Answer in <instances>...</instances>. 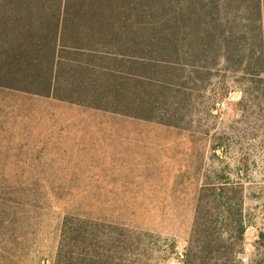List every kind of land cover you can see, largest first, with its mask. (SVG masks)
<instances>
[{
	"label": "rangeland",
	"instance_id": "rangeland-1",
	"mask_svg": "<svg viewBox=\"0 0 264 264\" xmlns=\"http://www.w3.org/2000/svg\"><path fill=\"white\" fill-rule=\"evenodd\" d=\"M223 65L157 105L163 123L0 89V264H61L66 216L104 226L86 255L98 264H183L207 186L205 203L242 204L243 239L237 222L210 224L230 251L220 264H264V98Z\"/></svg>",
	"mask_w": 264,
	"mask_h": 264
},
{
	"label": "trees",
	"instance_id": "trees-1",
	"mask_svg": "<svg viewBox=\"0 0 264 264\" xmlns=\"http://www.w3.org/2000/svg\"><path fill=\"white\" fill-rule=\"evenodd\" d=\"M220 60L222 69L249 77L252 92L264 98V0H0V89L48 96L64 86L72 100L90 93L92 101L112 90L127 98L131 114L163 123L157 105L185 102L189 82ZM207 187L195 207L196 245L190 239L183 264L226 260L230 251L210 227L214 221L239 223L243 239L241 201L233 206L214 193L205 203L204 191L213 190ZM103 227L66 216L61 264L70 255V264H98L86 255L100 245ZM73 249L82 250L74 256Z\"/></svg>",
	"mask_w": 264,
	"mask_h": 264
},
{
	"label": "crops",
	"instance_id": "crops-1",
	"mask_svg": "<svg viewBox=\"0 0 264 264\" xmlns=\"http://www.w3.org/2000/svg\"><path fill=\"white\" fill-rule=\"evenodd\" d=\"M32 95L47 98L50 101V104H52L54 110H58V108L71 110L73 108L82 112H91L95 114V116L98 115L99 117L104 116L105 114L107 116H116L117 118L147 120L131 114L129 111H132L133 107L129 106L127 98L119 100L112 90H108L104 95L100 94L99 96H95L96 100L93 101L90 99V93H88L86 97L72 100L71 96L69 95V91L66 90L64 86L61 87L58 95H54L53 93L49 94L48 96L36 94Z\"/></svg>",
	"mask_w": 264,
	"mask_h": 264
}]
</instances>
